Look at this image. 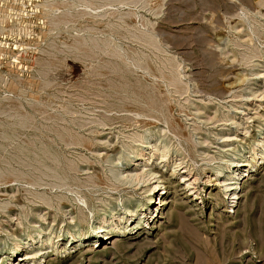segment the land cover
<instances>
[{
  "label": "rangeland",
  "instance_id": "rangeland-1",
  "mask_svg": "<svg viewBox=\"0 0 264 264\" xmlns=\"http://www.w3.org/2000/svg\"><path fill=\"white\" fill-rule=\"evenodd\" d=\"M258 1L0 0V264H264Z\"/></svg>",
  "mask_w": 264,
  "mask_h": 264
},
{
  "label": "bare ground",
  "instance_id": "bare-ground-1",
  "mask_svg": "<svg viewBox=\"0 0 264 264\" xmlns=\"http://www.w3.org/2000/svg\"><path fill=\"white\" fill-rule=\"evenodd\" d=\"M117 1H119V0H117ZM261 0H259L258 2H257V4L258 3H261L260 4V8H263L264 7V0H262V2H260ZM120 3L122 4V3H126V1L124 2V1H120ZM127 5V4H126ZM259 6V5H258ZM261 10V9H260ZM113 11H116V10H113ZM115 12H113V14H114ZM133 14V13H132ZM130 17V16H129ZM139 17V16H138ZM135 19H137L136 17H135ZM137 22V21H136ZM226 54V53H225ZM228 54V53H227ZM259 76V75H258ZM261 76V75H260ZM240 77H238V79H239ZM241 80H242V78H240ZM239 79V80H240ZM237 83V82H236ZM229 84V83H228ZM233 84V82H231L230 83V85H232ZM238 84V83H237ZM235 85V84H234ZM11 117V116H10ZM110 121H112V120H110ZM108 123H110V122H108ZM23 127L25 126V125H22ZM259 126H261V125H259ZM25 128V127H24ZM58 128V127H57ZM51 129V128H50ZM52 130V129H51ZM66 131H67V129H65ZM63 131V130H62ZM66 131H64V133L66 132ZM55 133H57V132H55ZM70 133V132H69ZM67 135H68V133H67ZM136 135V134H135ZM138 135V134H137ZM136 135V136H137ZM69 136V135H68ZM135 136V137H136ZM140 136V135H139ZM56 137H57V135H56ZM156 137V136H155ZM34 138V137H33ZM59 138V137H58ZM70 138V137H69ZM143 138H146V136H143ZM15 139V138H14ZM43 139V138H42ZM61 139V138H60ZM79 139H81V138H79ZM156 139H159V137H156ZM63 140V139H62ZM48 141V140H47ZM51 141V140H50ZM58 141H60V140H58ZM69 141H70V139H69ZM61 142V141H60ZM71 143H72V140L70 141ZM82 142V141H81ZM80 142V143H81ZM90 142V141H89ZM32 143V142H31ZM52 143V142H51ZM50 143V144H51ZM91 143V142H90ZM143 143V142H142ZM258 143V142H257ZM63 144H64V142H63ZM82 144V143H81ZM33 145H34V147H31V145L28 143V144H26V143H24V145H22V146H19L18 147V149L17 150H20V152H23L27 157H28V159H29V161H36V165L40 168V170H42V175L43 176H46V175H49V173L47 172V171H50L51 173H53L54 174V172H56L55 170H54V168H48L47 167V162L48 163H59V162H57L58 160H56V156H53L54 154L53 153H51V148L50 147H48V146H50V145H46V143L45 142H43L41 139H39V140H33ZM82 145H84V146H86L85 144H82ZM95 145V144H94ZM258 145H261V149L262 148H264V140L261 142L260 141V143L258 144ZM257 145V146H258ZM64 146H66V145H64ZM70 146V145H69ZM81 146V145H80ZM156 146V145H155ZM259 149V148H258ZM257 147H254L253 148V155L252 156H254V153H256L257 152ZM166 150H167V148L166 147H164L163 148V150H161V153H163V152H166ZM160 151V150H159ZM237 151V150H236ZM264 154V153H263ZM165 155L166 154H162V157L163 158H165ZM232 155V154H231ZM234 155V154H233ZM239 155H240V153H239ZM241 155H242V153H241ZM140 156L143 158L144 157V153H141L140 154ZM237 157V156H236ZM264 157V156H263ZM262 157V158H263ZM231 159V158H230ZM229 160V159H228ZM82 162V161H81ZM108 162V161H107ZM234 162H236L234 159H231L230 160V163L231 164H234ZM241 162H243V160H239L238 162H236L237 164H236V166H235V168L234 169H232L231 167H228L229 168V171H230V173H226V174H228L227 175V177H226V185H227V187L229 188V190H231V191H235L234 193H232V194H236V190L240 187V186H238L239 185V181H240V179H241V169H240V166L241 165H243V164H241ZM247 162H248V160H247ZM244 163V162H243ZM58 165H60V164H58ZM58 165H57V167H58ZM137 166H138V164H136ZM247 165H250L249 163L247 164ZM56 166V165H55ZM54 166V167H55ZM56 167V168H57ZM45 168V169H44ZM60 168L63 170V168L60 166ZM60 168H58V169H60ZM76 168V167H75ZM78 168V167H77ZM76 168V169H77ZM80 169V168H79ZM79 169H77V170H79ZM77 170H75V171H77ZM109 170V169H108ZM112 170V169H111ZM111 170H109V172L111 171ZM138 170V169H137ZM64 172V171H63ZM82 172V171H81ZM50 173V174H51ZM111 173V172H110ZM151 173V175H154V173L155 172H152V171H150L149 172V174ZM115 175H114V177L117 179V180H119L120 181V183H122V184H130V185H132V184H134L135 182H138L137 184H139L140 182H141V180L147 175V174H143V177H141V175L142 174H140V173H136V174H133L132 176H125L124 175V172H122L121 171V169H119V170H117L115 173H114ZM57 175H58V179H59V174H58V172H57ZM66 176V175H65ZM61 178L62 177H60V180H61ZM65 178V177H64ZM66 179H67V177H66ZM107 179V178H106ZM115 179V180H116ZM160 179H158V181H159ZM64 184H66L67 182H63V181H60V183L59 184H62V183ZM160 182V183H159ZM159 182H156V183H154V184H148V188L151 190V197L149 198V200L150 199H152V198H154L153 196H154V194H155V191L158 189V187H159V184H162V180H160ZM57 183V184H58ZM106 183V182H105ZM62 184V185H63ZM108 184V183H107ZM165 184V183H164ZM55 185H56V183H55ZM118 185H120V184H118ZM222 185H225V184H222ZM56 186H58V185H56ZM121 186V185H120ZM163 188H166V187H163ZM161 189V188H160ZM70 190V189H69ZM154 191V192H153ZM228 192V191H227ZM240 197L241 196H239V195H237V196H235L234 198H237V199H240ZM43 200H45V199H43ZM77 200V199H76ZM67 201H69V200H67ZM79 201H84L83 200V197L81 198V196L79 197ZM155 201H156V199H155ZM45 202V201H44ZM50 202V201H49ZM48 202V203H49ZM43 203V202H42ZM61 203V202H60ZM79 203V202H78ZM167 202L165 201V199H163L162 201H161V203L160 204H162V205H164V204H166ZM62 204V203H61ZM60 204V208H62V205ZM148 204V202L147 203H140L139 204V206L141 205L142 207H145V205H147ZM157 204V203H156ZM48 205V204H47ZM87 205V204H86ZM53 205L51 204V206H49V207H52ZM57 206V205H56ZM150 206V205H149ZM101 212V211H100ZM107 212V210H105L104 211V213H106ZM141 212V211H140ZM235 212V211H234ZM133 215H136V213H134ZM159 214H157V216H158ZM102 223H103V225H101V228L103 229V231H105V235L103 236V239H107V240H109V239H111V238H113V237H115V235H113V233H114V231L113 230H117V229H119L118 228V226H116V223H115V221L113 220V219H111V220H108V219H103L102 220ZM263 230V233H264V228L263 229H261V231ZM81 231V230H80ZM84 234V233H83ZM39 235H41V233L39 234ZM46 235V234H45ZM94 236V235H93ZM43 237L44 236H42V238H41V241L43 240ZM33 238V237H32ZM50 236H48V240H50ZM35 239V237L33 238V240ZM47 240V241H48ZM40 242V241H39ZM50 242V241H49ZM54 242V241H53ZM24 243V242H23ZM46 243V242H45ZM23 245L22 244H19L18 246H17V248L15 249V250H13V252H18L19 250H20V248L22 247ZM23 248V247H22Z\"/></svg>",
  "mask_w": 264,
  "mask_h": 264
}]
</instances>
